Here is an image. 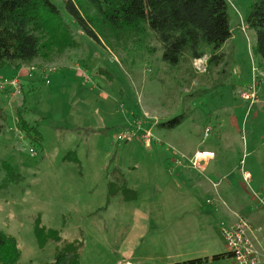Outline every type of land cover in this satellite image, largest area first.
Instances as JSON below:
<instances>
[{"label":"rangeland","instance_id":"1","mask_svg":"<svg viewBox=\"0 0 264 264\" xmlns=\"http://www.w3.org/2000/svg\"><path fill=\"white\" fill-rule=\"evenodd\" d=\"M51 1L76 44L0 68V230L17 239L19 264L49 261L74 239L84 243L80 264H236L221 228L238 216L261 222L264 210L238 171L235 182L211 184L242 158L245 137L247 164H258L264 188V66L245 22L253 0H227L232 35L220 65L205 55L175 67L161 61L152 35L110 45L96 22L97 41L67 17L63 0ZM252 66L263 75L244 127L238 92L252 82ZM181 113L174 128L157 126ZM200 150L219 157L194 166ZM115 170L133 198L108 193Z\"/></svg>","mask_w":264,"mask_h":264},{"label":"trees","instance_id":"2","mask_svg":"<svg viewBox=\"0 0 264 264\" xmlns=\"http://www.w3.org/2000/svg\"><path fill=\"white\" fill-rule=\"evenodd\" d=\"M63 2L66 16L97 41L100 39L91 24L96 22L108 44L112 39L152 35L162 50L161 61L172 67L205 55H208V64L220 65L224 61L220 49L232 35L227 0H84L86 9L75 0ZM88 7L93 9L96 21L89 18ZM63 15L51 0H0V68L29 63L53 48L61 52L66 47H73L76 42L70 44L68 22L60 20ZM48 17L56 19L55 24ZM245 22L255 30L254 51L264 66V0L252 1ZM183 119L181 113L157 122V126L172 129ZM21 122L19 126L26 129V124ZM114 192L133 198L119 170L112 172L108 182V193ZM42 230L36 226L38 238ZM48 231L62 242L58 232ZM83 244L81 239L64 241L56 247L51 260L39 264H80ZM20 257L17 239L0 230V264H19ZM219 257L221 254L214 255L213 259ZM201 261L200 258L192 259L184 264Z\"/></svg>","mask_w":264,"mask_h":264},{"label":"built area","instance_id":"3","mask_svg":"<svg viewBox=\"0 0 264 264\" xmlns=\"http://www.w3.org/2000/svg\"><path fill=\"white\" fill-rule=\"evenodd\" d=\"M48 71L51 70L48 69ZM251 73L252 82L250 85L238 92L240 99H242L247 105V112L254 104L256 85L259 81V77L263 75V72H261L256 66L251 67ZM209 132L210 128L206 126L204 137H207ZM124 137L128 138L129 135H119L118 139ZM142 137L144 138L143 134ZM146 137L148 139V136ZM213 156L214 153L212 151L200 150L194 154L191 163L194 166H199L202 159L211 158ZM239 170L241 180L247 189L249 196L259 205V207H261V209L264 210V189L251 186V176L244 169V156L240 159ZM250 225H252L251 222L238 216L235 222L221 228V234L226 243L228 254L234 259L236 264H264V220L262 221L261 226L258 227L260 232H253Z\"/></svg>","mask_w":264,"mask_h":264},{"label":"crops","instance_id":"4","mask_svg":"<svg viewBox=\"0 0 264 264\" xmlns=\"http://www.w3.org/2000/svg\"><path fill=\"white\" fill-rule=\"evenodd\" d=\"M28 72V71H27ZM23 74L25 73L26 74V72H22ZM25 77V76H24ZM245 105H246V103H245ZM246 108H247V105H246ZM249 114V110H248V112H247V110H246V113H245V118H244V115L242 116V118H241V121H242V124L244 125V127H246V124H248V118H247V120H246V117H247V115ZM245 121V122H244ZM246 123V124H245ZM251 127H253V125H251ZM253 130V128H250V130ZM250 133H251V131H250ZM263 142H264V140H263ZM263 142H262V144H263ZM247 150H249L248 148H247V143H246V139H245V137H244V139H243V149H242V151H243V154H242V158H243V156H244V169L250 174V176H251V182H250V184H251V186H253V187H255V188H261V187H256L257 186V184L260 182V181H262V179L260 178V175H259V169H257L256 167H257V165L258 164H247V161H246V159H247V155H248V152H247ZM211 151V150H210ZM253 151H257V150H255V148L253 149V150H251V151H249V152H252L253 153ZM197 152V151H196ZM213 152V151H212ZM214 153V152H213ZM219 157V155L218 154H216V153H214V156H213V158L212 159H207L206 160V162L204 161V163H202L204 166L205 165H207L208 164V162H210V161H213L216 157ZM209 160V161H208ZM216 161H218V160H216ZM215 161V162H216ZM239 162H240V160H238V161H235V164H234V166H232V167H230L229 169H227L226 171H224L221 175L219 174L218 175V179H217V182L215 183V182H213L211 185L213 186V187H216V185H218L217 187H219V185H220V181L221 180H224V179H226L227 181H233V182H235V179H236V176H235V171H238V179H239V182L240 183H243L242 182V180H241V174H240V170H239ZM201 165V164H200ZM199 165V166H200ZM201 170H203V168L201 169ZM257 172H258V174H257ZM263 174H264V171L262 172ZM237 174V173H236ZM235 188H236V186H234ZM261 189H264V188H261ZM217 193V195H218V192H216ZM248 195H249V193H248ZM250 197V196H249ZM261 208V207H260ZM256 220V219H255ZM264 220V219H263ZM262 220V221H263ZM232 221V220H231ZM262 221L260 222V221H255V222H253V221H251L252 223H254L255 225H258V224H260V223H262ZM230 224V221L228 222V224H226L225 226H227V225H229Z\"/></svg>","mask_w":264,"mask_h":264}]
</instances>
